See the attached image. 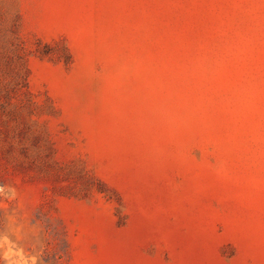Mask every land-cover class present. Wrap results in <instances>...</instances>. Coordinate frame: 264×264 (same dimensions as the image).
Masks as SVG:
<instances>
[{
    "label": "rangeland",
    "instance_id": "obj_1",
    "mask_svg": "<svg viewBox=\"0 0 264 264\" xmlns=\"http://www.w3.org/2000/svg\"><path fill=\"white\" fill-rule=\"evenodd\" d=\"M0 264H264V0H0Z\"/></svg>",
    "mask_w": 264,
    "mask_h": 264
}]
</instances>
